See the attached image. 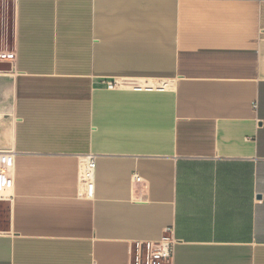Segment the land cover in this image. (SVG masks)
<instances>
[{
	"label": "crops",
	"instance_id": "crops-1",
	"mask_svg": "<svg viewBox=\"0 0 264 264\" xmlns=\"http://www.w3.org/2000/svg\"><path fill=\"white\" fill-rule=\"evenodd\" d=\"M13 1L0 264H264V0Z\"/></svg>",
	"mask_w": 264,
	"mask_h": 264
},
{
	"label": "built area",
	"instance_id": "built-area-1",
	"mask_svg": "<svg viewBox=\"0 0 264 264\" xmlns=\"http://www.w3.org/2000/svg\"><path fill=\"white\" fill-rule=\"evenodd\" d=\"M7 2L8 0H0ZM223 1V0H215ZM111 88L115 85L110 84ZM96 168L95 156L86 157L80 171L86 191L91 193L93 187L94 171ZM13 161L7 155H0V192L13 186ZM136 181L140 178L136 176ZM1 199V194H0ZM166 234H172L173 228H167ZM174 239L164 236L160 241L135 242L129 248L130 264H174Z\"/></svg>",
	"mask_w": 264,
	"mask_h": 264
},
{
	"label": "rangeland",
	"instance_id": "rangeland-1",
	"mask_svg": "<svg viewBox=\"0 0 264 264\" xmlns=\"http://www.w3.org/2000/svg\"><path fill=\"white\" fill-rule=\"evenodd\" d=\"M6 3V4H5ZM0 1V53L13 51L15 46V3ZM8 207L2 209L3 221L7 220Z\"/></svg>",
	"mask_w": 264,
	"mask_h": 264
},
{
	"label": "water",
	"instance_id": "water-1",
	"mask_svg": "<svg viewBox=\"0 0 264 264\" xmlns=\"http://www.w3.org/2000/svg\"><path fill=\"white\" fill-rule=\"evenodd\" d=\"M2 66H3V63H0V70L3 69Z\"/></svg>",
	"mask_w": 264,
	"mask_h": 264
}]
</instances>
